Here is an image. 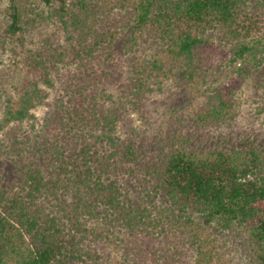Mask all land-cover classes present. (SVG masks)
<instances>
[{
	"label": "trees",
	"instance_id": "obj_1",
	"mask_svg": "<svg viewBox=\"0 0 264 264\" xmlns=\"http://www.w3.org/2000/svg\"><path fill=\"white\" fill-rule=\"evenodd\" d=\"M6 1L0 47L41 38L0 119L29 126L0 147V264H264V142L233 132L264 83V0Z\"/></svg>",
	"mask_w": 264,
	"mask_h": 264
},
{
	"label": "rangeland",
	"instance_id": "obj_2",
	"mask_svg": "<svg viewBox=\"0 0 264 264\" xmlns=\"http://www.w3.org/2000/svg\"><path fill=\"white\" fill-rule=\"evenodd\" d=\"M7 6L6 0H0V35H3V29H1L5 22V8ZM42 10H46L42 7ZM45 24H41L40 26H45ZM53 30V25L48 23V27L43 29L42 35H47ZM41 38L40 35H36L34 33H29L26 36L25 41L21 44L19 40L15 39L14 43L10 45H5L0 47V119L2 118V113L4 111V106L7 101L16 102L18 100V95L21 91L22 85L26 82V80L30 77L29 73L26 71L24 63H23V52L28 48L34 47V42H38ZM18 39V38H17ZM8 41V40H7ZM3 50V51H1ZM234 68L231 66L222 67L218 73L217 78L221 83H226L230 80V78L234 77ZM64 79V75L60 74L57 78L54 79V86L48 87L39 84V88H41L45 93L48 94L47 100L51 101L54 99L59 93L60 82ZM254 82L250 79L247 83L243 84L242 88L237 94L236 97V121L233 125V132L236 133V137L239 135L247 138L249 141H263L264 142V112H258V108H260L261 103L264 100V83H261L260 87L254 88ZM173 85L169 83L165 86V89L162 90V93H156L151 96L149 108L153 110L154 105L151 103L152 100L158 103H173V106H177L180 104V98L182 97H172ZM172 97L168 99L169 97ZM203 98L199 97L198 102L194 103L193 108L195 110H199L203 103ZM46 111V106H39L34 109L32 112L35 114L38 121L41 120L44 113ZM162 110L159 108V104L156 105V109L153 110L154 113H160ZM155 114L156 115H158ZM160 115V114H159ZM134 118V116H131ZM158 120V117H156ZM136 125H140V122H135ZM229 131L230 129L227 128ZM29 131V126L26 123L16 124L11 123L4 130L0 132V147L1 144L7 142V139L13 134H21V132ZM24 134V133H23ZM98 251H107L109 255V260L111 262L118 261V255L110 248L104 245L98 246ZM237 254L231 257V264H247L244 261V258L239 256L237 258ZM227 259L230 256H226ZM189 264L192 262L189 260Z\"/></svg>",
	"mask_w": 264,
	"mask_h": 264
}]
</instances>
